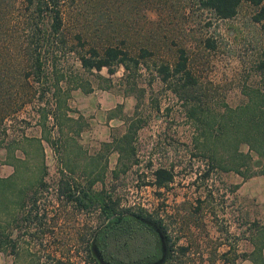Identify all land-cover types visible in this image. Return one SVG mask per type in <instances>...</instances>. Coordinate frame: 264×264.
I'll list each match as a JSON object with an SVG mask.
<instances>
[{"label":"rangeland","instance_id":"1","mask_svg":"<svg viewBox=\"0 0 264 264\" xmlns=\"http://www.w3.org/2000/svg\"><path fill=\"white\" fill-rule=\"evenodd\" d=\"M255 8L241 1L233 16L217 18L195 0H65L67 47L111 43L151 53L137 70L101 66L108 78L79 67L88 90L49 82L43 97L37 82H20L14 72L12 34L0 37V231L15 242L14 253L0 250V264H87L85 244L114 212L77 206L58 193L59 179L79 187L91 180L90 190L119 198L117 208L160 222L163 264H264V173L254 174L253 200L237 189L249 177L211 167L188 103L158 72L182 48L202 105L239 101L244 84L264 82L256 68L264 28L251 17ZM78 31L84 45L72 37ZM124 134H131L132 153L116 149ZM156 166L172 174L160 186L152 183Z\"/></svg>","mask_w":264,"mask_h":264},{"label":"trees","instance_id":"2","mask_svg":"<svg viewBox=\"0 0 264 264\" xmlns=\"http://www.w3.org/2000/svg\"><path fill=\"white\" fill-rule=\"evenodd\" d=\"M241 1L256 7L251 17L264 28V0H195L197 6L210 10L217 18L233 16ZM64 2L65 0H0V37L7 40V34H12L14 43L10 52L17 56L14 72L19 74L20 82H37L40 97L49 89V82H72L74 87L88 90L86 83H83L89 80L80 74L79 67L98 78H108L98 73L101 66H105L110 73L114 70L113 66L118 64H121L124 70H137L142 64V59L150 55V50L143 46L139 47L135 55L130 54L126 48L111 43L100 47L90 44L81 51L73 48L74 45L67 47L68 32L65 33L62 16ZM72 37L84 45L85 40L82 39L81 32H74ZM206 43L209 47L213 46L208 39ZM1 47L6 46L0 44V49ZM70 52H74L73 55ZM75 59L78 67H75ZM186 63V51L180 48L172 63L159 64L158 72L162 73L161 78L164 80L171 77L167 82L170 90L183 100L184 104L188 103L186 116L194 119L201 130L199 136L202 137L199 138L197 147L199 146L202 153L208 157L211 167L233 170L242 177L264 173V82L244 84L241 88L244 96L234 104H229L224 99L217 102V98H211L213 103L204 106L194 90L196 82ZM256 68L264 70V47L260 50ZM124 73L126 76V72ZM192 101L196 104L193 105ZM59 105L60 100H56L57 108ZM39 110L45 117L43 106H40ZM133 124L135 122L131 123V127ZM131 134L121 135L116 141L119 153L133 152ZM242 145H245V148H241ZM252 167H255V170H252ZM207 173L205 171L204 175ZM152 174V183L156 186L169 181L172 176L170 170L163 166H156ZM90 181L79 187L75 183L71 184L69 179H59L58 193H64L67 200L74 201L77 206L81 205L85 209L99 207L105 213L123 211L117 208L119 198H111L110 194L102 190H90ZM35 210L37 211V208ZM29 216L30 211L25 217L29 219ZM14 246V239H10L7 233L1 234L0 231V250L8 249V252L14 253ZM179 249L183 251L185 246H180ZM84 254L87 264H96L87 243L84 246ZM169 256L168 251L167 259ZM61 263L60 259L53 262Z\"/></svg>","mask_w":264,"mask_h":264},{"label":"flooded vegetation","instance_id":"3","mask_svg":"<svg viewBox=\"0 0 264 264\" xmlns=\"http://www.w3.org/2000/svg\"><path fill=\"white\" fill-rule=\"evenodd\" d=\"M19 223L17 221L16 227ZM160 225V222L156 223L146 214L132 209L114 212L92 232L89 245L95 263L163 264L164 260L153 263L161 254ZM165 253L166 246L164 258Z\"/></svg>","mask_w":264,"mask_h":264},{"label":"crops","instance_id":"4","mask_svg":"<svg viewBox=\"0 0 264 264\" xmlns=\"http://www.w3.org/2000/svg\"><path fill=\"white\" fill-rule=\"evenodd\" d=\"M241 188V193H247V195H251V197H253V200H255V175L246 178V179H242L241 182H239V185L237 187Z\"/></svg>","mask_w":264,"mask_h":264},{"label":"water","instance_id":"5","mask_svg":"<svg viewBox=\"0 0 264 264\" xmlns=\"http://www.w3.org/2000/svg\"><path fill=\"white\" fill-rule=\"evenodd\" d=\"M158 230V229H157ZM158 234H159V238H160V248H161V254L160 256L157 258V260H155L153 263H159L163 260L164 258V252H165V246H164V240H163V234L158 230ZM104 264H111V263H107L105 262Z\"/></svg>","mask_w":264,"mask_h":264}]
</instances>
